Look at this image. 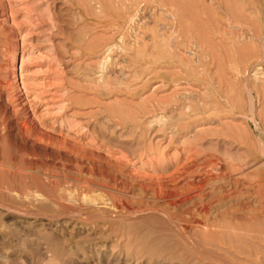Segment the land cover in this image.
I'll use <instances>...</instances> for the list:
<instances>
[{"label": "rangeland", "instance_id": "obj_1", "mask_svg": "<svg viewBox=\"0 0 264 264\" xmlns=\"http://www.w3.org/2000/svg\"><path fill=\"white\" fill-rule=\"evenodd\" d=\"M263 59L264 0H0V264H264Z\"/></svg>", "mask_w": 264, "mask_h": 264}, {"label": "bare ground", "instance_id": "obj_2", "mask_svg": "<svg viewBox=\"0 0 264 264\" xmlns=\"http://www.w3.org/2000/svg\"><path fill=\"white\" fill-rule=\"evenodd\" d=\"M191 8V7H190ZM194 8V7H193ZM100 10V9H99ZM196 12V11H195ZM189 19V18H188ZM133 20V19H132ZM133 22V21H132ZM244 37V36H243ZM24 39V38H23ZM242 40V39H241ZM24 41V40H23ZM261 41V40H260ZM23 43V42H22ZM173 43V42H172ZM262 46H263V43H262ZM110 51V48H107L106 49V53H108ZM189 53V52H188ZM16 58V55H14V59ZM28 60V58L27 59H25V57H24V55L22 54V56H21V66H20V73H18V71L16 70V68H15V70H14V76L15 77H17V76H21V78H22V84H23V86L26 88L27 86H29V84H31L30 83V80L29 79H25L23 76H24V74H23V72H24V70H23V66H24V63L26 62ZM106 60V59H105ZM15 61H16V59H15ZM104 61V60H103ZM262 61V60H261ZM263 61H264V59H263ZM15 63V62H14ZM33 63V62H32ZM16 65V64H15ZM253 65V64H252ZM104 66V65H103ZM13 67H14V65H13ZM106 67V66H105ZM251 67V66H250ZM240 68V67H239ZM242 68V67H241ZM240 68V69H241ZM249 68V67H248ZM253 69V68H252ZM254 70H255V72H258V73H262L263 71H264V68L262 67V65H261V62H257V63H255V65H254ZM41 72V71H40ZM248 73V72H247ZM264 73V72H263ZM47 74V73H46ZM122 74V73H121ZM258 75V74H257ZM260 75H262V74H260ZM128 76V75H127ZM264 76V75H263ZM14 77V78H15ZM125 77V76H124ZM120 79V78H119ZM123 79V78H122ZM121 79V80H122ZM32 81V80H31ZM42 81V80H41ZM43 82V81H42ZM36 83V82H35ZM123 83V82H122ZM36 84H38V83H36ZM40 85H41V83H39ZM43 84V83H42ZM43 86V85H42ZM31 87V86H30ZM34 90V89H33ZM24 92H25V90H23ZM31 92V91H30ZM36 92V91H35ZM38 94V93H37ZM42 94V92L40 93V95ZM39 95V94H38ZM36 96V95H35ZM35 98V97H34ZM199 114V113H198ZM195 117V116H194ZM200 117V116H199ZM27 121V120H26ZM25 122V121H24ZM32 125V124H31ZM19 127V126H18ZM85 127V126H84ZM36 128V127H35ZM34 128V129H35ZM81 128V127H80ZM20 129V128H19ZM22 129V128H21ZM41 129H42V127H41ZM83 129V128H82ZM23 130V129H22ZM39 130V129H38ZM21 131V130H20ZM81 131V130H80ZM198 131V130H197ZM82 132V131H81ZM80 134H82V133H80ZM198 135V134H197ZM196 135V136H197ZM195 136V137H196ZM199 136V135H198ZM79 141V140H78ZM92 141V140H91ZM83 142V141H82ZM97 144V143H96ZM263 144V143H262ZM264 146V145H263ZM76 147V146H75ZM100 147V146H99ZM264 150V149H263ZM187 151V150H186ZM71 153V152H70ZM123 155V154H122ZM170 156V155H169ZM176 157V156H175ZM153 158V157H152ZM158 158V157H157ZM172 158H173V156H172ZM125 159V158H124ZM153 159H155V157L153 158ZM89 160V159H88ZM118 160V159H117ZM126 160H128V159H126ZM151 160V159H150ZM149 160V161H150ZM170 160V159H169ZM129 161V160H128ZM159 161V160H158ZM163 161V160H162ZM173 161V160H172ZM92 162V161H91ZM155 162V161H154ZM153 162V163H154ZM157 162V161H156ZM189 162V161H188ZM215 162V161H214ZM213 162V163H214ZM158 163V162H157ZM180 163V162H179ZM149 164V163H148ZM156 164V163H155ZM161 165V164H160ZM145 166V165H144ZM164 166V165H163ZM178 167V166H177ZM182 167V166H181ZM235 167V166H234ZM133 168V167H132ZM154 168V167H153ZM156 168V167H155ZM167 168V167H166ZM238 168V167H237ZM240 168H241V166H240ZM240 168H238V169H240ZM161 169V168H160ZM96 170V169H95ZM152 170V169H151ZM181 170V169H180ZM103 171V170H102ZM173 171H175V170H173ZM224 171V170H223ZM89 172V171H88ZM150 172H152V171H150ZM189 172V171H188ZM206 172V171H205ZM179 173V168H177L176 169V171L175 172H173L170 176H168V178H167V180H168V182L167 183H161L160 182V179H159V182L158 183H155V184H157V185H178V188H179V185H203V183H201V182H198L197 181V178H194L193 180H187V179H184L183 178V180H181V182L179 181V178H180V174H178ZM110 174V173H109ZM152 174V173H151ZM160 174V173H159ZM101 175V174H100ZM99 175V176H100ZM150 175V174H149ZM154 175V174H153ZM163 175V174H162ZM193 175V174H192ZM191 175V176H192ZM103 176V175H102ZM157 178H161L162 176L161 175H158V173H157ZM159 176H161V177H159ZM182 176V175H181ZM194 176V175H193ZM154 177V176H153ZM165 177V176H164ZM163 178V177H162ZM161 178V179H162ZM216 178V177H215ZM138 179V178H137ZM192 179V178H191ZM169 181L171 182V183H169ZM102 184H104V183H102ZM106 184V183H105ZM154 184V185H155ZM207 184V183H206ZM215 184V183H214ZM212 185V184H211ZM259 185H264L263 184V181H261V184H260V182H259ZM104 186V185H103ZM234 186V185H233ZM105 187H107V186H105ZM168 187V186H167ZM186 187V186H185ZM198 187V186H197ZM100 188H101V186H100ZM104 188V187H103ZM103 188L101 189V190H103ZM108 188V187H107ZM159 188L160 187H158V189H155V191L157 190H159ZM162 188V187H161ZM163 189V188H162ZM171 189V188H170ZM172 189H174V187L172 188ZM184 189V188H183ZM197 189V188H196ZM195 189V190H196ZM201 189V188H200ZM100 190V191H101ZM105 191H106V189H104ZM140 190V189H139ZM164 190V189H163ZM163 190H162V192H163ZM167 190V189H166ZM175 190H177V189H175ZM184 190H186V188L184 189ZM198 190V189H197ZM156 191V192H157ZM160 192H158L159 194L160 193H162L161 192V189L159 190ZM169 191V190H168ZM168 191L167 192H163L164 194H162V195H165V194H167L168 193ZM203 191V190H202ZM255 191V190H254ZM170 192V191H169ZM177 192V191H176ZM175 192V193H176ZM178 192H179V189H178ZM186 192V191H185ZM204 192V191H203ZM207 192V191H206ZM232 192V191H231ZM250 192V191H249ZM104 193V192H103ZM149 193V192H148ZM169 194V193H168ZM85 195V194H84ZM103 195V194H102ZM100 196V195H99ZM98 196V197H99ZM105 196V195H104ZM167 196V195H166ZM170 196L172 197L173 195L172 194H170ZM181 196V195H180ZM169 197V196H168ZM170 197V198H171ZM175 197H178V196H175ZM175 197L173 198L172 197V199L173 200H175ZM84 198V197H83ZM102 198H103V196H102ZM105 198V197H104ZM163 198V197H162ZM179 198V197H178ZM188 198V197H187ZM198 198V197H197ZM167 199H169V198H167ZM180 200H181V198H179ZM183 199V198H182ZM106 200H107V198H106ZM122 200V199H121ZM193 200V199H192ZM103 201V200H102ZM126 201V200H125ZM166 201V200H165ZM169 201V200H168ZM178 201V200H177ZM190 201V200H189ZM172 202H174V201H172ZM196 202V201H195ZM193 203V202H192ZM199 203V202H198ZM254 203V202H253ZM125 204V203H124ZM128 205V204H127ZM172 205V204H171ZM175 206H176V204H175ZM178 206V205H177ZM116 209V208H115ZM200 210V209H199ZM210 210V209H209ZM136 211V210H135ZM138 212V211H137ZM208 212V211H207ZM206 212V213H207ZM82 214V213H81ZM128 215V214H127ZM79 216V215H78ZM165 216V215H164ZM199 216V215H198ZM209 216V215H208ZM200 217V216H199ZM206 218V217H205ZM169 220H170V218H169ZM193 231V230H192ZM190 238V237H189ZM194 241V240H193ZM195 242V241H194ZM197 244V243H196ZM230 264V263H229Z\"/></svg>", "mask_w": 264, "mask_h": 264}, {"label": "built area", "instance_id": "obj_3", "mask_svg": "<svg viewBox=\"0 0 264 264\" xmlns=\"http://www.w3.org/2000/svg\"><path fill=\"white\" fill-rule=\"evenodd\" d=\"M261 65H262V67H264V63L263 62H261Z\"/></svg>", "mask_w": 264, "mask_h": 264}]
</instances>
